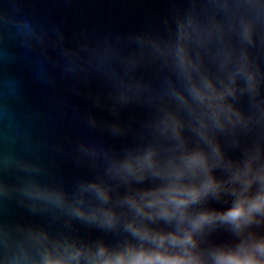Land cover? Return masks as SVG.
<instances>
[{"label":"clouds","instance_id":"9594fccd","mask_svg":"<svg viewBox=\"0 0 264 264\" xmlns=\"http://www.w3.org/2000/svg\"><path fill=\"white\" fill-rule=\"evenodd\" d=\"M185 3L163 18L169 35L130 37L138 47L121 56L130 72L141 63L161 68L160 88L134 78L127 85L137 100L142 91L154 95L156 115L145 125L151 135L121 155L106 153L104 175L73 194L52 198L37 184L25 193L54 201L103 235L13 237L0 229L3 264H264V140L237 135L252 132L245 101L264 110V0ZM119 99L130 102L127 92ZM222 137H232L238 157ZM221 232L229 239L218 243Z\"/></svg>","mask_w":264,"mask_h":264},{"label":"water","instance_id":"95a60500","mask_svg":"<svg viewBox=\"0 0 264 264\" xmlns=\"http://www.w3.org/2000/svg\"><path fill=\"white\" fill-rule=\"evenodd\" d=\"M187 7L185 0H0V189H7L0 191V229L13 237L31 231L88 240L103 235L67 208L25 193L37 184L52 198L63 195L57 191L73 194L80 183L104 175L106 153L121 155L151 135L145 125L156 115L154 95L142 91L137 100L127 85L134 78L158 89L161 68L141 63L130 72L121 56L138 47L130 37L169 35L163 18ZM123 92L127 104L119 99ZM241 107L253 125L248 136L243 129L237 135L244 142L264 140V110L249 109L246 101ZM221 139L226 152L240 155L232 137ZM228 239L223 232L215 236L218 243ZM2 254L0 240V264Z\"/></svg>","mask_w":264,"mask_h":264}]
</instances>
